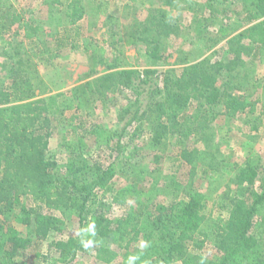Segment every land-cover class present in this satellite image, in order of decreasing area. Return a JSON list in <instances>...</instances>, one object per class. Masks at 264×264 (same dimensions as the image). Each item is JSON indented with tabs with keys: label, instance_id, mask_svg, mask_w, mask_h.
Returning <instances> with one entry per match:
<instances>
[{
	"label": "trees",
	"instance_id": "16d2710c",
	"mask_svg": "<svg viewBox=\"0 0 264 264\" xmlns=\"http://www.w3.org/2000/svg\"><path fill=\"white\" fill-rule=\"evenodd\" d=\"M240 1L242 8L235 10L238 18L235 21L224 1L204 0L208 9L204 20L219 25L212 37L207 36L210 44L206 46L210 48L227 39L222 48L228 53L227 57L212 62L206 56L185 66L179 75L166 72L163 77L155 69H116L118 65L109 64L106 73L71 89L72 99L78 101L71 118L81 119L76 128L85 130L86 120L79 110L89 109L101 99L107 103L114 93L126 88L134 99L119 109L118 120L132 114L121 129L110 135L111 150L122 152L123 138L129 134L128 139L133 142L146 127L149 135H143L135 150L126 157L140 161L149 154L140 152L143 141L160 146L167 136L183 137L200 130L195 122L202 105L221 103L227 115L248 114L254 106L250 97L253 90L263 85V79L257 76L249 81V74L241 75L238 66L244 65L241 57L244 51L256 49L257 52L251 54L256 58L258 51L264 48V0ZM66 5L69 19L66 20L75 26L85 16L84 3L67 0ZM155 10V14L151 12L150 24L161 32L165 28L170 32L173 27L169 25L168 13L163 8ZM238 24L242 25L240 30L235 28ZM12 27L22 30L27 41L35 42L34 56L41 57L42 61H50L63 49L80 47L78 26L76 31L65 26L60 36L48 40L41 22L30 19L13 0H0L1 44H12L7 37ZM140 40H145L152 58L158 60L163 56L156 37ZM29 61L20 58L16 68L10 69L7 83L1 81L0 84V264H27L25 255L37 248L44 262L55 254L59 255L57 264H68L87 250L86 242L93 239L107 242L104 246L96 243L93 248L95 257L107 262L123 254L128 258L127 264H264V170L260 169L259 161L252 158L255 152L242 166L235 167L233 178L237 188L225 193L222 205L229 216L213 229L219 237L215 244L219 253L215 260L205 258L196 247L209 198L204 193L190 187L180 200L169 204L147 203L143 208H130L122 215L111 217L109 202L111 205L119 201L106 199L110 189H114L120 157L103 163L79 154L60 163L50 153L52 122L74 104L66 99L65 92L37 93ZM96 72L93 65L88 75ZM244 84L248 87H243ZM145 93L149 96L146 107L132 111L131 107L138 106ZM90 114L87 111V115ZM72 119L70 124H73ZM205 137H200L204 144L208 139L207 135ZM161 157L157 155L155 160ZM184 158L191 162V155ZM121 166L125 168V163ZM216 166L217 163L211 161L204 173L212 176L210 178L218 176ZM24 199L30 201L29 205ZM72 220L77 221L74 233L68 231ZM140 240L142 244L137 247ZM219 241L222 244L218 245ZM108 245H114L118 252Z\"/></svg>",
	"mask_w": 264,
	"mask_h": 264
},
{
	"label": "rangeland",
	"instance_id": "374dc122",
	"mask_svg": "<svg viewBox=\"0 0 264 264\" xmlns=\"http://www.w3.org/2000/svg\"><path fill=\"white\" fill-rule=\"evenodd\" d=\"M53 1L13 0L18 8L26 11L30 19H35L44 25L48 40L60 36L65 26L73 27L71 29L75 31V27L78 26L80 47L76 50L63 49L50 61H42L41 57L34 56L35 42L27 41L22 30L12 27L9 35L7 34L12 44L0 43V64H4L0 65V84L1 81H4V84L7 83L6 78L11 75L10 69L16 68L20 58L23 61L30 59L32 67L26 66L35 75L37 93L49 95L65 92L66 99L70 101V104L71 102L72 105L74 104L72 109H70L71 106L67 107L65 113L52 122L50 153L55 155L60 163H65L79 154L103 163H109L120 157L121 162L118 161L116 164L120 171L118 170L114 178V189H110L106 199L113 201L116 198L119 201L111 205L109 202L111 217L122 215L130 208H143V205L147 203L169 204L180 200L190 187L208 196L196 247L203 257L215 260L219 253L216 248L219 237L213 233V229L217 224L224 223L229 216L228 210L222 205L225 193L227 191L230 193L237 188L233 178L236 165L242 166L248 156L255 152L252 158H256V161L260 163V169L264 170V48L258 51L259 57L256 58L251 56L257 52L256 49L244 51L241 55L244 65L238 66L241 75L249 74V81L257 76L263 79V85L253 90L250 97L254 106L248 114L227 115L221 103L202 105L198 114L199 118L195 122L200 130L196 129L197 131L183 137L167 136L160 146L143 141L140 152L149 153L148 156L140 161L127 160L126 157L130 151L135 150L136 143L143 139V135H149V129L144 127V133L133 142L128 139L129 134L126 135L122 140L124 149L120 153H114L111 150L113 140L110 139V135L116 129H121L125 120L129 119L132 113L128 114L126 119L119 121V109L126 107L129 100H133L134 97L124 88L121 91L117 90L118 92L114 93V97L107 103H103L101 99L91 108L79 110L80 116L86 120H84V130L76 128L81 119L71 118L72 112L75 111L74 106L78 103L77 100L72 99L71 89L86 80L106 73L109 64L118 65L116 69L123 67L155 69L161 73L162 77L166 72L179 75L185 66L198 62L206 56L210 57L212 62L227 57L228 53L222 51L227 39L220 40L210 48L206 46L207 43L210 44L207 42V36L212 37L219 25L211 23L213 21L204 20L208 15L204 0H173L170 4L169 0H136L133 3L130 0H82L86 13L82 20L75 23V26L66 20L68 19L67 0ZM222 1L231 10L230 15L234 14L236 21L238 18H236L235 10L241 11L242 2L240 0ZM160 8L169 15L170 24H168L173 27L170 32L168 28L161 32L156 25L150 24L151 12L155 14V9ZM233 10L235 12H232ZM140 25L143 29L138 30ZM204 26L205 29H203ZM240 27L242 25L238 24L235 28L240 30ZM200 29L203 30L199 31ZM152 37L157 38L163 55L158 60L152 58L147 52L145 40H140L144 38L150 40ZM17 50L19 52H16ZM47 56L46 53L45 57ZM93 65L97 72L89 76ZM157 80L161 82L160 78ZM243 87H248V84H244ZM248 92L251 93V90ZM148 98V94L145 93L141 103L131 107L132 111L138 107L140 110L146 107ZM87 111L91 114L87 115ZM69 118L72 119L73 124H70ZM255 125L258 126L256 130L253 129ZM129 130L132 132L133 128ZM203 135L208 136L207 144H204L200 138ZM80 148L83 149L79 150ZM157 155L162 157L156 161ZM185 155H191L190 163L185 161ZM211 161L217 163L218 170V176L213 178L204 173V170L210 168ZM124 163L125 168L121 166ZM137 174L140 175L136 176ZM142 188L144 190H141ZM24 202L28 205L30 203L25 199ZM135 215L139 214L135 213ZM70 222L68 231L74 233L77 221ZM86 243L87 250L80 252L68 264L128 263V258L123 254L116 255L110 262L95 257L94 244L99 243L104 246L107 244L104 239L100 242L93 239ZM141 244L140 240L136 246ZM219 244H222V241H219ZM108 247L116 250L114 245H108ZM39 251L40 249L37 248L25 255L27 264L58 263L56 260L59 259V255L51 254L52 256L50 255L44 262L39 256Z\"/></svg>",
	"mask_w": 264,
	"mask_h": 264
},
{
	"label": "crops",
	"instance_id": "0c3cea01",
	"mask_svg": "<svg viewBox=\"0 0 264 264\" xmlns=\"http://www.w3.org/2000/svg\"><path fill=\"white\" fill-rule=\"evenodd\" d=\"M135 1H136V0H130V2H132V3L135 2Z\"/></svg>",
	"mask_w": 264,
	"mask_h": 264
}]
</instances>
